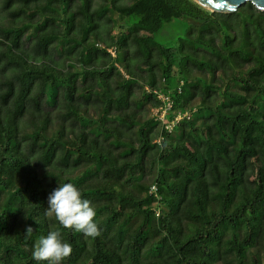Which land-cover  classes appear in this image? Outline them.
Returning <instances> with one entry per match:
<instances>
[{
	"label": "trees",
	"instance_id": "trees-1",
	"mask_svg": "<svg viewBox=\"0 0 264 264\" xmlns=\"http://www.w3.org/2000/svg\"><path fill=\"white\" fill-rule=\"evenodd\" d=\"M66 182L99 234L61 228L63 264H264V12L0 0V264H37Z\"/></svg>",
	"mask_w": 264,
	"mask_h": 264
},
{
	"label": "clouds",
	"instance_id": "clouds-1",
	"mask_svg": "<svg viewBox=\"0 0 264 264\" xmlns=\"http://www.w3.org/2000/svg\"><path fill=\"white\" fill-rule=\"evenodd\" d=\"M46 216H54L59 226L41 236L33 245L31 255L37 264H63L71 253V244L63 239L61 228L71 229L86 237L99 234L95 220L96 211L91 202L81 196L80 190L70 182L59 186L48 195ZM32 227L25 229V237H31Z\"/></svg>",
	"mask_w": 264,
	"mask_h": 264
},
{
	"label": "water",
	"instance_id": "water-1",
	"mask_svg": "<svg viewBox=\"0 0 264 264\" xmlns=\"http://www.w3.org/2000/svg\"><path fill=\"white\" fill-rule=\"evenodd\" d=\"M199 7L219 14H232L245 3H250L256 10L264 12V0H191Z\"/></svg>",
	"mask_w": 264,
	"mask_h": 264
},
{
	"label": "built area",
	"instance_id": "built-area-1",
	"mask_svg": "<svg viewBox=\"0 0 264 264\" xmlns=\"http://www.w3.org/2000/svg\"><path fill=\"white\" fill-rule=\"evenodd\" d=\"M159 99L162 100V102L165 104V107L158 113L157 111H155V114L157 115L158 119L163 121L165 115L168 113L169 109L171 108V101L169 100V98L167 96L164 95H159L158 96ZM183 117L188 118L189 114L188 113H184V115L181 114H177L174 119L170 122V124L166 127V129L168 131H170L176 123H178ZM156 189L155 187H151L150 191L154 192Z\"/></svg>",
	"mask_w": 264,
	"mask_h": 264
},
{
	"label": "rangeland",
	"instance_id": "rangeland-1",
	"mask_svg": "<svg viewBox=\"0 0 264 264\" xmlns=\"http://www.w3.org/2000/svg\"><path fill=\"white\" fill-rule=\"evenodd\" d=\"M181 30L182 28L180 26L168 25L164 28V31L157 36V39L172 43L176 35L179 34Z\"/></svg>",
	"mask_w": 264,
	"mask_h": 264
}]
</instances>
